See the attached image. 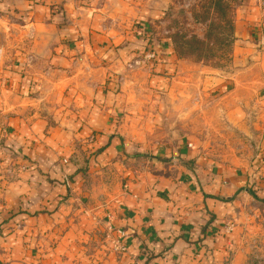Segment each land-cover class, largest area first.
I'll return each instance as SVG.
<instances>
[{
  "label": "crops",
  "instance_id": "0c3cea01",
  "mask_svg": "<svg viewBox=\"0 0 264 264\" xmlns=\"http://www.w3.org/2000/svg\"><path fill=\"white\" fill-rule=\"evenodd\" d=\"M0 6L36 36L0 72V264H264V0H242L234 87L217 80L223 118L255 141L246 162L212 157L194 134L146 145L145 104L134 123L132 96L108 90L113 74L99 68L98 37L106 50L137 43L132 28L144 38L161 19L156 0ZM167 51V77L177 82ZM152 95L149 129L163 125L171 99H184Z\"/></svg>",
  "mask_w": 264,
  "mask_h": 264
},
{
  "label": "rangeland",
  "instance_id": "374dc122",
  "mask_svg": "<svg viewBox=\"0 0 264 264\" xmlns=\"http://www.w3.org/2000/svg\"><path fill=\"white\" fill-rule=\"evenodd\" d=\"M156 1L163 13L161 19L150 23L146 37L143 38L144 35H139L135 27L132 28L138 42L129 40L128 43L139 45L138 47L129 49V45H122L129 47L126 49L114 43L106 50L104 37H98L97 43L103 50L99 49L96 54L99 68L105 66L113 74L114 85L107 87L108 90L120 92L123 89L132 96L129 104L134 123L137 109L141 103L145 104L146 138L143 143L146 145L162 144L179 136L194 134L202 138L206 146L204 150L212 157L218 160L239 157L242 162L248 161L255 154V141L247 135L245 127L234 132L231 120H226V116L223 118L224 103L219 100L220 83L217 81H227L228 90L234 87L232 79L236 76L237 64L233 56L237 39L236 18L242 0ZM22 21L14 15L9 16V12L0 6V46L4 48L6 56L13 55L24 43L34 42L36 36L32 32L25 35L21 32ZM46 36L54 39L51 34ZM151 40L162 46L161 51L150 48ZM164 47L177 59V82L172 83L167 77L170 61H165L168 51ZM105 72L97 73L98 82L104 78ZM49 87L50 91L54 90L52 84ZM168 90L183 92L184 99L180 103L171 99L170 103H174L176 107L167 109L163 125L158 123L155 127L147 128L149 123L154 122L152 115L147 114L150 112L148 108L152 93ZM227 102L232 101H225ZM237 133L240 134L239 139ZM2 150L0 148V153ZM149 150L152 149H146L147 152ZM95 154L96 151L89 155L92 157ZM256 247L255 250L259 253L258 248L262 244L258 241ZM255 261L254 264H259L261 259L258 257Z\"/></svg>",
  "mask_w": 264,
  "mask_h": 264
},
{
  "label": "built area",
  "instance_id": "2783aa9c",
  "mask_svg": "<svg viewBox=\"0 0 264 264\" xmlns=\"http://www.w3.org/2000/svg\"><path fill=\"white\" fill-rule=\"evenodd\" d=\"M154 54H152L151 56H154ZM5 50L2 46H0V72H2L5 68L6 65V60H5Z\"/></svg>",
  "mask_w": 264,
  "mask_h": 264
}]
</instances>
